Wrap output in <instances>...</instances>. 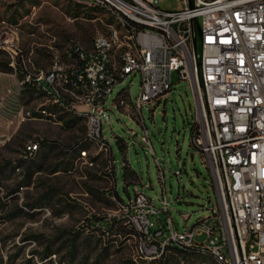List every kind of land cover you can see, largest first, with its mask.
Here are the masks:
<instances>
[{
    "label": "rangeland",
    "instance_id": "rangeland-1",
    "mask_svg": "<svg viewBox=\"0 0 264 264\" xmlns=\"http://www.w3.org/2000/svg\"><path fill=\"white\" fill-rule=\"evenodd\" d=\"M159 4L184 6L182 0ZM111 22L103 10L76 0H0V264H215L174 248L156 259L137 257L138 231L115 194L128 202L143 192L159 209L164 194L178 231L219 209L210 169L191 142L195 105L188 81L174 72L170 93L155 107L143 105L139 120L114 98L124 89L134 103L140 73L117 83L104 102L109 120L102 119L110 150L84 141L83 118L52 104L32 81L55 61L68 64L73 45L90 46ZM41 108L54 119L40 118ZM26 110L35 118L22 120ZM144 128L151 146L141 139ZM30 142L38 148L28 155ZM83 148L86 158L79 157ZM166 215L161 210L150 218L164 224ZM205 237L201 232L194 240Z\"/></svg>",
    "mask_w": 264,
    "mask_h": 264
},
{
    "label": "built area",
    "instance_id": "built-area-1",
    "mask_svg": "<svg viewBox=\"0 0 264 264\" xmlns=\"http://www.w3.org/2000/svg\"><path fill=\"white\" fill-rule=\"evenodd\" d=\"M76 1L103 10L113 22L90 46L73 45L68 64L55 61L34 77L37 88L83 118L84 141L110 150L102 119L109 120L104 102L114 86L140 73L134 103L124 89L114 98L139 120L143 105L155 107L167 97L176 72L191 88V142L210 169L218 198V210L211 207L210 215L182 231L173 227L164 194L161 209L143 192L119 202L139 234L137 257L156 259L174 245L215 264H264V0H182L180 9L163 8L159 0ZM38 113L54 119L45 108ZM34 118L30 110L22 113V120ZM141 139L151 146L146 128ZM37 148L30 142L25 153ZM87 156L88 150H79L80 158ZM161 210L164 224L150 218ZM201 232L205 239L195 241Z\"/></svg>",
    "mask_w": 264,
    "mask_h": 264
},
{
    "label": "trees",
    "instance_id": "trees-1",
    "mask_svg": "<svg viewBox=\"0 0 264 264\" xmlns=\"http://www.w3.org/2000/svg\"><path fill=\"white\" fill-rule=\"evenodd\" d=\"M34 78V77H33ZM23 83L25 84V85H28L29 84V82H27V81H25L24 79H23ZM194 124V123H193ZM192 129H193V125H192ZM192 131V130H191ZM117 142H119V141H117ZM119 146L120 147H123V144L122 143H120L119 144ZM125 168H126V165H125ZM114 176V175H113ZM131 177H132V180L133 181H135L136 179H134V177H133V175L131 174ZM126 180V179H125ZM114 190H115V188H114ZM115 194H116V196H117V199L119 200V202H123L124 203V201L120 198V196L117 194V191L115 190ZM168 248H174V249H177V250H183V249H178V248H176L174 245H169V247ZM48 250H49V248L48 247H46V249H45V255H44V257L46 256V254H47V252H48ZM189 251H192V250H189ZM48 256V255H47ZM163 256V255H162Z\"/></svg>",
    "mask_w": 264,
    "mask_h": 264
},
{
    "label": "crops",
    "instance_id": "crops-1",
    "mask_svg": "<svg viewBox=\"0 0 264 264\" xmlns=\"http://www.w3.org/2000/svg\"><path fill=\"white\" fill-rule=\"evenodd\" d=\"M113 181H114V185H115V178H114V176H113Z\"/></svg>",
    "mask_w": 264,
    "mask_h": 264
}]
</instances>
